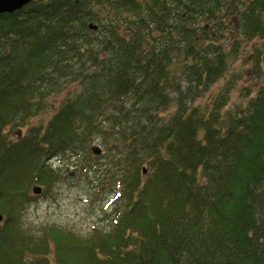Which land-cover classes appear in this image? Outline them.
<instances>
[{
  "label": "trees",
  "instance_id": "16d2710c",
  "mask_svg": "<svg viewBox=\"0 0 264 264\" xmlns=\"http://www.w3.org/2000/svg\"><path fill=\"white\" fill-rule=\"evenodd\" d=\"M252 55L255 93L228 110ZM59 157L113 193L86 231L25 215ZM0 213V264H264V0L0 13Z\"/></svg>",
  "mask_w": 264,
  "mask_h": 264
},
{
  "label": "rangeland",
  "instance_id": "374dc122",
  "mask_svg": "<svg viewBox=\"0 0 264 264\" xmlns=\"http://www.w3.org/2000/svg\"><path fill=\"white\" fill-rule=\"evenodd\" d=\"M253 60V55L239 58L233 74L229 77L235 80L236 84L230 90L228 110L236 105L246 104L251 96L246 94L255 93L257 85L252 79L250 66ZM61 99L62 96L57 95L50 107L56 110L62 104ZM100 163L105 164V160ZM53 165L61 172L60 179L51 188L50 196L43 195L31 204L25 213L27 218L39 224L55 222L62 226L75 227L82 232L89 229L93 223L103 222L104 213L107 211L110 214L111 209L115 207V202L112 204L111 200L113 193L105 188L99 190L98 187L92 186L82 172L75 170L74 161L70 157H59L53 160ZM42 192L41 187L40 193L43 194Z\"/></svg>",
  "mask_w": 264,
  "mask_h": 264
},
{
  "label": "water",
  "instance_id": "95a60500",
  "mask_svg": "<svg viewBox=\"0 0 264 264\" xmlns=\"http://www.w3.org/2000/svg\"><path fill=\"white\" fill-rule=\"evenodd\" d=\"M32 0H0V13H5V12H15L17 10H20V8L24 7L28 3H30ZM97 28L96 25H91L93 28ZM96 154H100L102 152V149L98 146H94L92 148ZM41 192V186H34L33 188V193L35 194H40ZM4 216L0 213V223L3 221Z\"/></svg>",
  "mask_w": 264,
  "mask_h": 264
}]
</instances>
